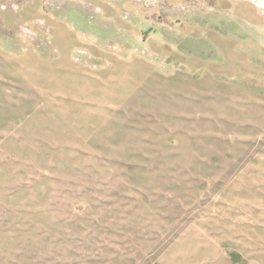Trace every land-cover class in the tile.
Segmentation results:
<instances>
[{"label": "rangeland", "instance_id": "374dc122", "mask_svg": "<svg viewBox=\"0 0 264 264\" xmlns=\"http://www.w3.org/2000/svg\"><path fill=\"white\" fill-rule=\"evenodd\" d=\"M0 264H264V0H0Z\"/></svg>", "mask_w": 264, "mask_h": 264}]
</instances>
